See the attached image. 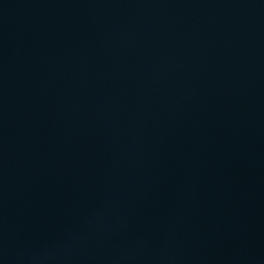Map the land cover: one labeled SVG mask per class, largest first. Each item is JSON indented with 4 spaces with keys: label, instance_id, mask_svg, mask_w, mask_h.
<instances>
[{
    "label": "water",
    "instance_id": "95a60500",
    "mask_svg": "<svg viewBox=\"0 0 264 264\" xmlns=\"http://www.w3.org/2000/svg\"><path fill=\"white\" fill-rule=\"evenodd\" d=\"M0 264H264V0H0Z\"/></svg>",
    "mask_w": 264,
    "mask_h": 264
}]
</instances>
